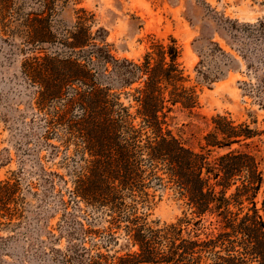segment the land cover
I'll use <instances>...</instances> for the list:
<instances>
[{
	"label": "trees",
	"instance_id": "1",
	"mask_svg": "<svg viewBox=\"0 0 264 264\" xmlns=\"http://www.w3.org/2000/svg\"><path fill=\"white\" fill-rule=\"evenodd\" d=\"M70 1L41 0L42 10L28 14L32 54L22 70L36 86L40 109L60 102L45 119V138L60 130L64 147L74 145L80 167L72 175L71 197L104 210L107 230H122L126 247L135 248L118 257L75 254L78 264H264V192L257 202L264 185L257 156L264 120L252 127L256 121L216 115L204 147L192 151L169 130L176 110L199 107L176 40H151L138 63L117 60L102 38L96 43L102 30L91 33L82 17L56 33L55 11ZM10 3L0 0L2 16ZM237 28L261 36L264 19ZM43 50L50 52L41 55ZM216 150L224 153L212 156ZM14 186L0 182V215ZM150 189L172 190L183 202L181 216L168 224L148 221Z\"/></svg>",
	"mask_w": 264,
	"mask_h": 264
},
{
	"label": "rangeland",
	"instance_id": "2",
	"mask_svg": "<svg viewBox=\"0 0 264 264\" xmlns=\"http://www.w3.org/2000/svg\"><path fill=\"white\" fill-rule=\"evenodd\" d=\"M41 10V0H11L5 16L0 12V182L15 185L0 215V264H78L75 254L84 252L132 253L135 248L126 247L122 230H107L110 217L104 210L71 197L72 175L80 167L74 145L64 147L60 130L45 138V119L60 102L40 109L36 86L22 70L32 54L24 21ZM55 12L56 33L61 36L82 17L91 33L102 30L96 43L102 38L120 61H141L151 40H176L199 107L176 110L169 130L192 151L204 147L216 115L261 126L264 34L237 27L263 20L264 0H71ZM121 102L127 103L123 96ZM258 150L264 172V146L259 144ZM223 153L216 150L212 156ZM149 192L154 201L148 221L172 223L185 210L172 190ZM263 192L264 185L257 202Z\"/></svg>",
	"mask_w": 264,
	"mask_h": 264
},
{
	"label": "bare ground",
	"instance_id": "3",
	"mask_svg": "<svg viewBox=\"0 0 264 264\" xmlns=\"http://www.w3.org/2000/svg\"><path fill=\"white\" fill-rule=\"evenodd\" d=\"M217 86H220V85H217Z\"/></svg>",
	"mask_w": 264,
	"mask_h": 264
}]
</instances>
